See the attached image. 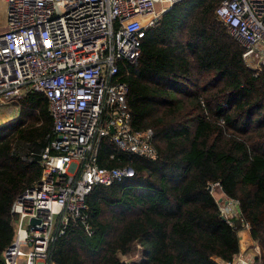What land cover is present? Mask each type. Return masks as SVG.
I'll list each match as a JSON object with an SVG mask.
<instances>
[{
    "label": "trees",
    "instance_id": "16d2710c",
    "mask_svg": "<svg viewBox=\"0 0 264 264\" xmlns=\"http://www.w3.org/2000/svg\"><path fill=\"white\" fill-rule=\"evenodd\" d=\"M221 1L175 2L147 31L137 60L121 64L133 128L154 129L159 156L102 141L99 164L132 165L135 174L93 186L86 219H71L52 244L56 264L231 259L240 251V236L209 189L216 182L238 201L264 264V67L247 65L243 46L216 14ZM18 102L17 119L0 128V264L15 235L12 204L40 177V153L53 128L43 93H27ZM136 243L143 246L141 257L121 259Z\"/></svg>",
    "mask_w": 264,
    "mask_h": 264
},
{
    "label": "built area",
    "instance_id": "2783aa9c",
    "mask_svg": "<svg viewBox=\"0 0 264 264\" xmlns=\"http://www.w3.org/2000/svg\"><path fill=\"white\" fill-rule=\"evenodd\" d=\"M178 1L5 0L8 28L0 31V105L39 92L47 97L53 118L40 153L42 173L11 207L15 235L2 252L5 264H56L50 260L52 244L71 219H86V198L93 186L135 174L132 165L99 164L104 139L126 152L158 158L154 129L133 128L129 82L121 64L137 60L147 31ZM216 14L243 46L244 60L262 70L264 0H222ZM231 203L229 199L226 205ZM221 210L238 232L251 230L241 213ZM218 261L255 264L243 251Z\"/></svg>",
    "mask_w": 264,
    "mask_h": 264
},
{
    "label": "rangeland",
    "instance_id": "374dc122",
    "mask_svg": "<svg viewBox=\"0 0 264 264\" xmlns=\"http://www.w3.org/2000/svg\"><path fill=\"white\" fill-rule=\"evenodd\" d=\"M161 4H158V7H160ZM5 11H6L5 0H0V31L8 28V26L6 25V21H5V18H6ZM246 63L248 66L252 68L254 67L253 64L247 61ZM19 105H20L19 102H16L14 104L0 105V128H3L5 125L10 123L11 121L17 119V116L20 110ZM16 151L17 152L19 151L21 155L27 154V150L23 147H18V145H16ZM212 192L215 195L216 199L219 201L221 208L225 210V213H227L228 215L234 214V213L236 215L238 214L237 206L235 204V199L230 198L225 192H223L222 187L219 184L214 183ZM227 198L232 199V203L229 205H226L225 199ZM141 250L142 249H140L136 243L134 244L132 250L129 253L120 255L121 259H131V260L139 259L142 254Z\"/></svg>",
    "mask_w": 264,
    "mask_h": 264
},
{
    "label": "crops",
    "instance_id": "0c3cea01",
    "mask_svg": "<svg viewBox=\"0 0 264 264\" xmlns=\"http://www.w3.org/2000/svg\"><path fill=\"white\" fill-rule=\"evenodd\" d=\"M236 206L238 213H240L238 202L236 203ZM235 220L238 221L237 217H235ZM238 233L240 236V251H243L254 258L255 264H262V261L257 258L260 252V248L257 246L258 242L252 237L251 230L241 229Z\"/></svg>",
    "mask_w": 264,
    "mask_h": 264
},
{
    "label": "water",
    "instance_id": "95a60500",
    "mask_svg": "<svg viewBox=\"0 0 264 264\" xmlns=\"http://www.w3.org/2000/svg\"><path fill=\"white\" fill-rule=\"evenodd\" d=\"M111 131L113 132V128H112ZM209 189H211V190L213 189V184H210V185H209ZM225 201H226V203H228V202H229V199L227 198V199H225ZM222 218L226 219V217H225L224 214H222ZM32 221H33V222L36 221V218H33Z\"/></svg>",
    "mask_w": 264,
    "mask_h": 264
}]
</instances>
